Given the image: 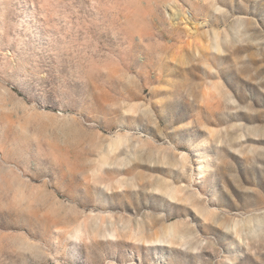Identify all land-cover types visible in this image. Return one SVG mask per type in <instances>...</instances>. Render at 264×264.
<instances>
[{"label": "rangeland", "instance_id": "rangeland-1", "mask_svg": "<svg viewBox=\"0 0 264 264\" xmlns=\"http://www.w3.org/2000/svg\"><path fill=\"white\" fill-rule=\"evenodd\" d=\"M0 264H264V0H0Z\"/></svg>", "mask_w": 264, "mask_h": 264}, {"label": "bare ground", "instance_id": "bare-ground-1", "mask_svg": "<svg viewBox=\"0 0 264 264\" xmlns=\"http://www.w3.org/2000/svg\"><path fill=\"white\" fill-rule=\"evenodd\" d=\"M180 15V14H179ZM182 16V15H181ZM182 18V17H181ZM173 23V22H172Z\"/></svg>", "mask_w": 264, "mask_h": 264}]
</instances>
